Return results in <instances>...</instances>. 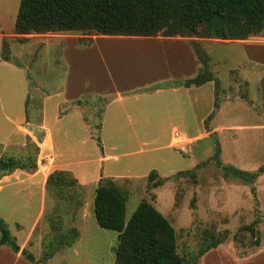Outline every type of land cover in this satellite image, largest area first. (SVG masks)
Here are the masks:
<instances>
[{
  "label": "rangeland",
  "instance_id": "1",
  "mask_svg": "<svg viewBox=\"0 0 264 264\" xmlns=\"http://www.w3.org/2000/svg\"><path fill=\"white\" fill-rule=\"evenodd\" d=\"M19 2L20 0H0V25L4 31L10 33L4 39L3 57L22 67L29 74L31 81L38 78L36 81L43 84L41 80L45 79L47 92L58 91L64 86L66 67L62 61L85 88L95 86L100 77L106 75L109 70H117L116 68L124 65H128L131 70L145 71L147 61L138 55L144 54L143 51L141 53L142 47L139 46L132 50L118 52L113 50L110 54H103L97 47L91 50L78 49V43H81V47L90 45L94 40V33L66 32L16 36L13 27ZM200 32L196 36L184 38L189 43L199 44L208 54L210 71L219 79L226 95L230 99L246 98L248 95L246 83L240 79V75L253 71L250 77V96H256V86L259 84L264 97V47L259 50L260 47H244L230 40H207L199 35ZM263 32L264 30L261 33ZM260 34L247 40H258ZM71 41L76 42V45L69 44L70 47L66 51L64 47ZM101 48L105 53V47ZM148 48L150 56L177 53L175 49L172 51ZM248 51L255 53L260 59L258 63L252 65L254 70H250L248 66H240L243 62L246 64L247 61V65L251 62ZM91 76L99 79L98 82L92 80ZM107 84L105 82L102 85ZM31 96L36 94L32 93ZM105 101L96 96H89L80 101L86 108L85 120L94 137L100 138L98 125ZM251 105L235 106L231 114L248 125L264 124V110L258 104L253 107ZM209 123L210 119L205 124L206 131L199 125L201 129L199 134L195 127L196 138L185 146L184 151H178V147L169 145L170 140L142 141L135 145L131 151L134 152L135 158L146 162L147 172L144 175L137 172L135 180H124L116 184L126 196L125 221L129 220L142 200L150 202L174 228L177 235V251L186 259V264H193V259L198 262V254L222 239L224 234L227 237L223 242H229L226 247L232 250L231 255L234 257L233 251L238 252L242 250L241 247L257 243L258 231L264 233V188L261 186L256 188L254 182L249 184L246 180L218 168L211 159L215 148L218 147L219 160L223 166L240 168L243 171L241 167L251 165V170L257 172L264 168V132H241L234 129L237 138L232 139L233 133L225 132L224 135L214 132ZM210 134H214L216 138ZM95 143L93 138L90 144L95 146ZM36 148L35 145L29 144L24 157H30V160L35 161ZM152 170L160 178L192 170L195 178L187 176L170 179L163 186L154 187L147 181V176ZM61 177L65 182L73 183L69 175ZM259 183L263 186L264 179ZM47 187L50 196L47 197L48 206L43 219L36 226L32 237L34 244L29 249V252L37 257V262L114 264L117 233L97 225L91 203L92 193L74 183L71 186L55 187L50 184ZM3 220L8 230L16 232V222ZM253 222L256 223L251 231L244 229ZM18 225L20 235L30 229V221ZM65 242L70 244L61 246ZM49 252L53 253L50 259ZM232 256L229 255V258L232 259ZM221 259L225 260L224 257ZM223 260L221 262H225Z\"/></svg>",
  "mask_w": 264,
  "mask_h": 264
},
{
  "label": "crops",
  "instance_id": "2",
  "mask_svg": "<svg viewBox=\"0 0 264 264\" xmlns=\"http://www.w3.org/2000/svg\"><path fill=\"white\" fill-rule=\"evenodd\" d=\"M263 33L258 40L231 42L244 47H260V50L264 47ZM9 35L0 25V56L4 39ZM69 44L76 45V42H69L64 47L66 51ZM135 46L142 47L140 50L144 54L138 55L147 61L145 71L131 70L128 65L115 67L117 70H109L100 80L91 76L92 80L99 82L85 88L62 61L66 67L64 86L51 93L45 90V79L41 80L43 84L36 81L38 78L31 81L22 67L0 57V156L23 158L28 144L37 147L34 171L16 169L0 176V217L16 222V232L9 231L16 238L20 251L30 253L29 249L33 247L32 237L36 226L43 219L48 206L47 180L53 172L69 173L76 186L92 193L93 203L94 191L101 178L117 184L124 180H135L137 172L143 175L147 172L146 162L135 158L131 151L142 141L170 140L169 145L184 151L185 146L196 138V128L197 134L201 132L199 125L206 131L205 124L209 119L214 132L224 135L231 132L232 139L237 138L234 129L264 132V124L248 125L231 114L235 106L242 104H252V107L258 104L264 110L263 90L259 84L255 97L249 93L253 71L240 75V79L246 83V98L230 99L218 78L217 95L213 82L198 87L183 85L193 79L200 69L199 61L184 37L95 35L90 45L81 47L77 44L78 49L83 50L97 47L103 54H110L113 50H132ZM101 47H105V53ZM148 47L175 49L177 53L150 56ZM249 56L251 62L248 65L247 61L246 64L243 62L240 66L254 70L252 65L260 59L252 52H249ZM105 82L108 84L103 86ZM32 93L36 96H31ZM89 96L106 100L100 114V146L90 144L93 138L85 120L86 108L80 104L82 99ZM216 101L218 108L214 111ZM210 135L215 137L214 134ZM241 168L247 172L255 171L251 170V165ZM263 179L264 173L254 181L256 188H264L259 183ZM29 221V231L20 235L18 224ZM227 245L229 242L226 241L209 250L197 264H264V233L258 231V242L241 247L242 250L238 252L233 251L234 257ZM32 256L37 262V257ZM0 264L32 263L20 252L15 254L7 246H0Z\"/></svg>",
  "mask_w": 264,
  "mask_h": 264
},
{
  "label": "trees",
  "instance_id": "3",
  "mask_svg": "<svg viewBox=\"0 0 264 264\" xmlns=\"http://www.w3.org/2000/svg\"><path fill=\"white\" fill-rule=\"evenodd\" d=\"M13 29L16 35L82 32L121 37H192L201 30L199 35L204 39L247 40L264 30V0H20ZM4 44L0 57L8 61L3 57ZM190 47L199 61L200 69L193 79L183 85L198 87L213 82L217 95L219 81L210 71L208 54L197 43H190ZM217 108L216 101L214 111ZM100 127L98 125L99 130ZM92 138L100 146L99 136L92 134ZM219 155L220 149L217 147L211 159L218 168L249 184L264 172V168L251 173L225 167ZM16 169L34 171L35 161L30 157L0 156V176ZM67 175L71 177L67 172H53L48 177L47 186L76 185L72 177V184L61 177ZM187 176L195 178L192 170L180 171L166 178H160L155 171H151L147 181L154 187H160L170 179ZM125 208L124 193L115 182L101 178L93 195V215L100 228L117 233L114 264L187 263L177 251L174 228L150 202L142 200L128 221H125ZM255 223L244 229L251 231ZM225 237L227 235L224 234L222 239L202 250L198 260L223 243ZM69 244L65 242L61 246ZM0 246H7L15 254L20 252L32 264H40L27 251H20L16 238L2 218ZM49 253L48 259L53 255ZM192 262L195 264L197 260L193 259Z\"/></svg>",
  "mask_w": 264,
  "mask_h": 264
},
{
  "label": "bare ground",
  "instance_id": "4",
  "mask_svg": "<svg viewBox=\"0 0 264 264\" xmlns=\"http://www.w3.org/2000/svg\"><path fill=\"white\" fill-rule=\"evenodd\" d=\"M107 38V37H106Z\"/></svg>",
  "mask_w": 264,
  "mask_h": 264
}]
</instances>
